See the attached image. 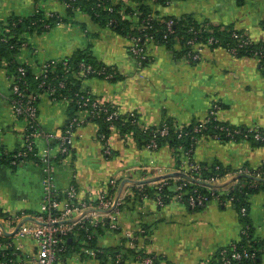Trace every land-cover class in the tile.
<instances>
[{"label":"crops","instance_id":"obj_1","mask_svg":"<svg viewBox=\"0 0 264 264\" xmlns=\"http://www.w3.org/2000/svg\"><path fill=\"white\" fill-rule=\"evenodd\" d=\"M37 8L61 15L67 10L59 1L0 0V21L24 18ZM154 8L162 17L190 15L199 22L232 26L248 33L255 42L264 40V0H179ZM29 42L40 49L41 61L70 58L82 51L114 69L119 79H83L81 89L88 88L95 98L123 112L137 111L143 125L155 126L169 118L188 125L206 119L218 105L217 119L221 124L264 131V73L255 58H236L225 49L207 48L202 60L193 63L176 58L181 50L178 44L171 48L150 44L149 61L141 68L130 54L126 38L100 27L81 11L74 12L70 22L31 36ZM20 56L31 59L28 52ZM7 70L0 60V213H36L43 198L40 168L34 164L12 166L3 158L23 148L26 126L14 115ZM71 109L67 102L54 103L43 95L39 101V127L47 133L60 132ZM104 135L102 126L95 122L75 130L69 161H57L56 187L64 191L74 183L80 199L95 203L110 187L112 178L119 180L115 196L122 181H126L117 215L120 231L102 226L95 243L79 240L76 235L69 237L72 246L61 256L60 264H113V256L108 253L98 259L85 251L102 248L106 252H123L127 230H144L136 249L146 255L158 254L160 264H216L214 259L220 249L241 239L240 214L230 204L213 201L201 209H192L185 203L171 201L160 207L155 199L143 198V192L170 173L177 174L169 178L178 184L190 172V161L200 165L219 163L228 168L230 172L222 183L216 184L220 185L218 188L231 189L236 184L232 183L234 172L243 168L259 172L261 177L257 180H263L264 146L205 136L196 142L192 152H186L178 167L167 145L151 152L140 147L130 134L112 130L108 138ZM106 142L112 149L110 155L105 153ZM38 148L41 152L51 148L58 155L56 141L38 139ZM158 177L159 180L144 184L129 181ZM249 217L253 239L264 240V192L250 197ZM22 248L32 255L38 252L30 238L22 241ZM120 264L140 263L128 256Z\"/></svg>","mask_w":264,"mask_h":264},{"label":"built area","instance_id":"obj_2","mask_svg":"<svg viewBox=\"0 0 264 264\" xmlns=\"http://www.w3.org/2000/svg\"><path fill=\"white\" fill-rule=\"evenodd\" d=\"M44 1H59V0H44ZM72 3L75 0H69ZM61 2V1H59ZM118 3L117 1H113ZM153 2V1H152ZM62 3V2H61ZM71 2L62 3L66 9H71L74 12L80 11L79 8H75ZM129 3V2H128ZM130 5V3H129ZM134 8L136 6H133ZM155 7V6H154ZM109 11H113V8H109ZM42 12L45 20L54 18L56 15L54 12L37 8L31 15ZM139 13H134L132 22L134 23L133 29L137 28L138 31L146 29L145 21L139 24ZM155 16V15H154ZM56 17H60L59 15ZM159 19H163L162 16H156ZM59 22L56 26L65 24L62 19H58ZM44 22V21H43ZM115 23L114 20L110 22V25ZM200 29L195 31L197 34L201 32H208L209 23L200 22ZM168 34H173L172 29L174 22L173 20L165 21ZM45 29L51 30L53 27L48 22L44 24ZM1 31V28H0ZM232 37L237 40V47H245L254 44L255 41L246 32H234ZM130 53L137 61L139 67L143 65L144 61L149 60V45L156 44L152 36H146L143 39L137 36H131L130 38ZM2 41H5L3 38ZM217 42L214 37H211L207 44H203L196 38L187 41L186 46L191 48L188 51L185 61L188 62H200L203 58L205 49ZM24 52H28L31 59H23L20 55ZM233 57H236V50L232 49L229 52ZM41 55L40 49L29 42L26 39L21 44L20 53L18 55L19 65L15 71L8 69L9 62L1 60L5 63L7 73L6 79L10 85L11 91V106L14 115L19 119L24 120L25 133L23 139V148L20 151L6 154L11 160L12 166H21L34 164L37 165L42 174V190L43 198L40 204V209L36 213H30L27 211H20L12 215H4L0 213V264H60L61 256L66 252V241L72 235H77L81 229H85L88 234L87 240L93 237V234H97V230L102 226L108 225L112 231H120L118 224L117 215L119 213L120 198L115 203V190L119 180L112 178L109 181V188L102 192L100 198L95 203H90L87 200L79 198V191L76 184L72 183L64 190L59 191L56 187L55 172L57 167L56 159L59 156H63L62 161L67 163L71 157V144L74 132L76 129L83 125L94 122L97 119H102L107 123L112 130H117L116 122L124 120L125 122L130 121L132 124L137 125L143 133L149 131L151 138L144 145V149L155 152L159 150V139L168 137L170 134V127L167 123L163 122L155 126L143 125L141 117L137 111L129 110L123 112L118 109L115 105H110L102 99L95 98L93 92L88 88H80L75 94V99L70 97H63L59 99L58 93L60 90L66 87L64 80H58L57 84H52L48 81V74L51 68L58 65H62L66 71H69V58L65 59H47L40 60ZM256 56H264L263 50L256 52ZM29 68L34 72L35 77L39 81L38 94H32L27 92L29 84L24 79V75ZM80 70L82 72L83 79H89L90 75H106V78H112V74L106 73L105 68L96 70L93 66L81 63ZM43 95H47L50 100L54 103L64 101L70 105L77 104L78 110L75 112L73 117H70L63 129L58 133H47L42 130L38 125V113H39V101ZM219 106L215 105V108L210 112L209 116L200 121V124L194 126L192 131V137L195 142H198L201 138L205 137L204 132L208 129L211 120L217 119ZM154 127V128H152ZM215 129L223 131L227 136H233L234 134H241L240 128H232L228 125H223L219 122L218 125L214 126ZM251 130V128L249 129ZM189 132L180 130L178 137L188 136ZM195 135H200L195 137ZM215 140H219L218 135L210 136ZM247 137V136H246ZM46 138L48 141L53 140L57 142L58 155L52 152V149L39 151L38 139ZM256 139H262L261 135H256ZM107 143V142H106ZM105 153L110 155L112 149L110 145L106 144ZM36 157L35 160L31 156ZM190 172L181 178L178 184H174L175 194L173 196H164L159 193L155 201L158 206L164 207L166 200L179 201L188 206L194 207H205L213 201H219V194L222 191H228V188L222 187H211L208 184H219L223 182L224 178L213 177L211 179H203L201 176L194 175L193 172L199 173L201 169L200 165L193 162H189ZM262 175H264V168L262 169ZM200 174V173H199ZM235 176L239 175H253V172L249 168L239 169L234 172ZM261 177V175H257ZM172 178H166L156 184V187L161 191L165 186L171 184ZM206 186L209 189V195L200 193L198 187L192 189V193H188L187 187L189 186ZM209 186V187H208ZM111 190V191H110ZM114 190V192H112ZM158 191V192H159ZM143 198H150L147 193L143 192ZM233 198L226 199L224 204H230L233 206ZM241 214L246 215L247 209L242 208ZM92 231L90 233L89 231ZM144 230L139 231H125L124 239L128 248H136L138 241L143 237ZM242 236H248V229H242ZM32 239L38 246L37 254H29L22 248V241L24 239ZM262 249L261 251H263ZM92 257H98V254H105L102 248L98 249H87L85 251ZM125 253L120 252L111 259L113 264H117L125 259ZM217 258L218 264H235L241 262L244 259H255L256 253H250L247 248L238 246L237 244H230L226 248L222 249L218 253ZM140 264H156L159 262L158 254L148 255H136L134 256Z\"/></svg>","mask_w":264,"mask_h":264},{"label":"trees","instance_id":"obj_3","mask_svg":"<svg viewBox=\"0 0 264 264\" xmlns=\"http://www.w3.org/2000/svg\"><path fill=\"white\" fill-rule=\"evenodd\" d=\"M62 3L71 2L69 0H59ZM113 1H117L113 2ZM153 1V2H152ZM179 1V0H75L72 4L75 8H79L81 12L85 13L87 16H89L92 21L99 25L100 27L110 29L112 31H115L116 33H119L124 38L130 41L131 36H137L141 37L142 41L141 44H143V39L145 40V37L152 36L154 40L156 41V44L167 46L168 48L173 47L174 45H180L181 50L178 51L175 56L179 59H185L188 51L191 50L189 46H186V43L190 39L196 38L198 41H200L203 44H207L209 39L211 37H214L217 42L210 46L212 48H222L230 52L232 49L236 50V58L240 57H247V58H255L257 59L260 64L261 68L263 69L264 73V56L259 57L256 56V52H259L263 50L264 48V40H261L259 42H255L254 44H251L249 46L245 47H237V40H235L232 37V34L234 32H241L244 33V31L237 30L232 26H223V25H214L212 23H209V30L208 32H201L197 34L195 31L200 29V22L196 20L194 17L190 15H185L182 17H175V16H169V17H162L163 19H159L158 12L155 11L154 6H161V7H167L171 3ZM183 1V0H181ZM130 5H129V3ZM133 6H136L135 8ZM109 8H113V11H109ZM138 12L139 14V24L142 23V21H145L146 29L143 31H138L137 28L133 29L134 23L132 22V17L134 16V13ZM56 16L51 18L49 20H45L44 15L42 12L36 13L34 15H28L24 18L19 17H12L8 20L0 21V60H5L9 62L8 69L11 71H15L16 68L19 65V59L18 55L20 53L21 44L26 39H29L33 35H41L49 31L48 29H45L44 24L45 22H48L51 27L56 26V24L59 22L58 19H62L64 23L70 22L71 17L74 14V11L71 9H67L66 13L64 15H61L59 13L54 12ZM155 15V16H154ZM114 20L115 23L110 25V22ZM167 20H173L174 25L172 29L174 30L173 34H168V30L166 28L165 21ZM44 21V22H43ZM5 39V41H2V39ZM129 52H130V42H129ZM131 54V53H130ZM149 60L144 61L143 65L144 67ZM86 63L91 66H93L96 70H99L101 68H105L107 75L112 74V78H106V75H90V78L97 77L100 79H107V80H117L120 78L119 74L112 69L109 66L102 65L98 63L91 53L89 52H76L72 57L69 58V71H66L62 65H58L54 68L50 69V72L48 74V81L52 84H57L58 80H64L66 83V87L59 91L58 96L59 99H62L63 97L67 96L72 99H75V94L79 91L81 88V82L83 81L82 72L80 70V64ZM28 71L24 75V79L29 84L27 87V92L32 94H38L37 92L40 91L38 88L39 81L34 75V72L27 68ZM220 107V106H219ZM78 110L77 104L72 105L71 112L69 114L70 117H73L75 112ZM95 123L102 126V131L104 132V137L108 138V135L111 131L109 125L105 123L102 119H97L94 121ZM163 122L167 123L170 127V134L168 137L160 138L159 139V146L160 148L163 145H167L170 150L172 151L175 160H176V166H181V158L186 154V152L190 151L192 152V149L194 145L196 144L195 139L192 137V131L194 126L200 124V121L193 122L188 125H183L177 123L173 119H166ZM162 122V123H163ZM219 121L218 119H212L211 123L208 126V129L204 132L205 136H213L218 135L220 137L219 140L221 141H249L257 146H264V131L261 129H251L248 127H240L241 134H234L233 136H227L225 132L217 130L214 128L215 125H218ZM117 130L121 135L130 134L132 135L138 145L140 147H144V145L148 142V140L151 138V134L147 132L143 133L139 129L137 125L132 124L130 121L125 122L124 120H119L116 122ZM154 128V127H152ZM236 128V127H232ZM184 130L186 132H189L190 135L188 136H182L178 137V134L180 130ZM256 135H261L262 139H256ZM247 136V137H246ZM195 137H199L200 135H195ZM106 141V139H105ZM159 148V149H160ZM192 154V153H191ZM5 158L6 162L10 164L11 160L8 156L3 157ZM33 160L36 159V157L31 156ZM64 157L59 156L56 161H62ZM196 164V163H195ZM200 165V164H198ZM201 169L199 170V173L196 171L193 172L196 176H201L203 179H211L213 177H219V178H225L230 170L228 168H225L223 165L219 163L214 164H203L200 165ZM259 172L253 171V175L247 176V175H239L236 176L232 180V183H236L229 189L228 191H222L221 194H219V202L220 204H224L226 199L233 198V207L238 211L240 214L241 222L243 225V228L248 229V236H242L239 241L234 242V244H237L238 246H243L247 248V250L250 253H256L255 259H244L241 262L235 263V264H261L262 259L264 258V240H254L253 239V229L250 223V217H249V207H250V197L254 194H258L260 192H264V180H257V175ZM172 183L165 186L161 191L157 189L156 186L152 187H145V193L149 195L150 198L155 199L156 196L161 193L162 195L166 196H173L175 194V189L173 188L174 184ZM198 187V191L202 194L209 195L210 191L206 186H189L187 187L188 193H192V189ZM209 187V186H208ZM111 191V190H110ZM159 191V192H158ZM114 192V190L112 191ZM171 201L169 199L166 200V204H169ZM186 201H184L185 203ZM187 205V203H186ZM188 206V205H187ZM190 207V206H188ZM192 208V207H190ZM202 207H194L192 209H201ZM245 208L247 209V214L242 215L241 209ZM147 229V228H146ZM90 233L93 232V230L89 231ZM97 234L101 233V228L97 230ZM97 234H93V237L89 239L90 243H95L97 240ZM88 234L86 233L85 229H81L76 237L80 239L87 240ZM73 237V235L71 236ZM126 242V240H125ZM66 249L71 248L72 245L69 244V239L66 241ZM227 247V246H226ZM223 247L222 249L226 248ZM220 249V251L222 250ZM122 250H115L110 249L107 252L105 251V254H98V259H102L108 254L112 255L113 258L117 253H120ZM123 252L126 254L125 258L128 256H136V255H143L145 256V253L140 252V250L137 248H127V245L125 243V248L123 249ZM219 255L217 254V257L214 260H217ZM121 262V261H120ZM117 263V264H120ZM156 264H160L159 262ZM218 264V263H216Z\"/></svg>","mask_w":264,"mask_h":264},{"label":"water","instance_id":"obj_4","mask_svg":"<svg viewBox=\"0 0 264 264\" xmlns=\"http://www.w3.org/2000/svg\"><path fill=\"white\" fill-rule=\"evenodd\" d=\"M173 176H177V174L176 173H170L168 175H165L163 178H169V177H173ZM159 179L160 178L158 177V178L147 179V180H143V181H134V180H129V181L132 182V183H135V184H144V183L156 181V180H159ZM125 183H126V181H122V183L120 184V186L118 188V191L116 193V196H115V203H117L118 199L120 198ZM208 185L211 186V187H220V185H216V184H208Z\"/></svg>","mask_w":264,"mask_h":264}]
</instances>
